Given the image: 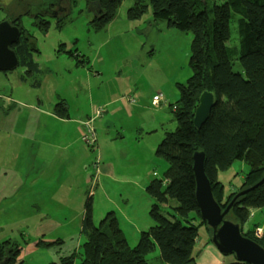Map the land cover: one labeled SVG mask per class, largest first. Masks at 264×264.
<instances>
[{"label":"rangeland","instance_id":"obj_1","mask_svg":"<svg viewBox=\"0 0 264 264\" xmlns=\"http://www.w3.org/2000/svg\"><path fill=\"white\" fill-rule=\"evenodd\" d=\"M12 1H0L11 15L28 2ZM86 1L68 0L60 23L46 15L39 26L32 11L23 16L21 24L37 49L38 73L28 77L22 67L0 72V95L15 104L8 119L0 114V243L22 249L16 264L57 263L78 251L88 197L94 225L113 212L129 246L136 245L128 218L151 220L146 187L166 166L155 149L177 126L169 105L178 99L177 84L191 75V33L154 21L149 6L129 20L133 0H122L98 28ZM5 17L0 9V21ZM160 94L163 100L154 102ZM82 133L95 139L86 143ZM249 169L236 161L218 171L222 202L239 189ZM254 212L242 226L252 240L251 225L261 217ZM195 225L194 264L235 263L217 252L199 220ZM146 258L148 264H162L157 247Z\"/></svg>","mask_w":264,"mask_h":264},{"label":"trees","instance_id":"obj_2","mask_svg":"<svg viewBox=\"0 0 264 264\" xmlns=\"http://www.w3.org/2000/svg\"><path fill=\"white\" fill-rule=\"evenodd\" d=\"M121 2L87 0L86 5L94 7L95 26L100 28L110 21ZM147 6L154 21L192 35L188 54L191 75L186 83L177 84L178 99L169 105L177 126L165 133L155 149V155L166 166L162 177L151 179L146 187L153 225L138 233L136 245L130 247L113 212L94 225L88 197L80 228L84 240L79 250L50 264H148L146 257L156 247L162 264H194L192 248L198 237L195 223H205L195 201L192 154L204 152L205 174L222 210L238 192L254 186L264 175V0H133L127 18H140ZM0 9L20 29L18 41L11 46L18 67L24 68L28 77L38 73L33 59L37 49L21 24L22 17L29 16L31 10L11 15L9 7L0 4ZM66 13L55 18L56 23ZM31 17L39 26L46 23L43 15ZM202 91L212 92L215 100L208 119L196 130L192 119ZM236 161L246 163L250 169L239 189L222 202L217 173ZM162 208L171 210L168 217L162 214ZM252 210L261 217L251 229L263 228L264 182L239 196L226 217L238 222L242 232V226L254 216ZM253 240L264 248V234ZM21 251L9 241L1 242L0 264H16Z\"/></svg>","mask_w":264,"mask_h":264},{"label":"water","instance_id":"obj_3","mask_svg":"<svg viewBox=\"0 0 264 264\" xmlns=\"http://www.w3.org/2000/svg\"><path fill=\"white\" fill-rule=\"evenodd\" d=\"M13 20L5 17L0 21V72L13 71L18 67V60L11 49L19 39L20 29L12 25ZM214 94L202 91L197 99L193 113V127L199 130L209 117L214 105ZM205 154L202 150L192 154V172L195 181V201L201 221L211 230L210 243L222 256L231 255L234 264H264V248L241 232L238 222L226 219L234 201L241 195L257 188L262 179L254 186L238 192L222 210L214 199L210 181L205 170ZM264 232V227L262 228Z\"/></svg>","mask_w":264,"mask_h":264},{"label":"flooded vegetation","instance_id":"obj_4","mask_svg":"<svg viewBox=\"0 0 264 264\" xmlns=\"http://www.w3.org/2000/svg\"><path fill=\"white\" fill-rule=\"evenodd\" d=\"M15 1L18 2L20 0H13L11 4H13ZM38 2V0H28V2L21 5V8L23 9L21 13L25 12L26 10H28V12L31 10L33 14H40L43 16L50 15L55 20V18H59L64 13H66L69 8L68 0H41V3H43L40 6ZM7 5L8 4H6V6ZM32 6L33 9H31ZM16 24H19V22H16ZM14 107L15 104L10 97L0 95V113L4 118H6L9 112L14 109Z\"/></svg>","mask_w":264,"mask_h":264},{"label":"built area","instance_id":"obj_5","mask_svg":"<svg viewBox=\"0 0 264 264\" xmlns=\"http://www.w3.org/2000/svg\"><path fill=\"white\" fill-rule=\"evenodd\" d=\"M161 100H163V97H162V95L160 94V95H158V96H156V95H154L153 96V101L154 102H156V103H158V102H160ZM95 117H93V118H90L89 119V122H90V125H91V122H92V119H94ZM88 129V128H87ZM86 129V130H87ZM86 130L83 132V133H85L86 132ZM82 133V137H81V139L84 141V142H89V140L90 139H95L94 138V135H89V134H86L85 136H84V134ZM94 134V133H93ZM94 142H95V140H94ZM93 141L90 143V145H91V147H93V143H94ZM252 215V214H251ZM254 231V236L256 237V238H260V237H262V235L264 234V232H263V229L262 228H256L255 230H253Z\"/></svg>","mask_w":264,"mask_h":264},{"label":"crops","instance_id":"obj_6","mask_svg":"<svg viewBox=\"0 0 264 264\" xmlns=\"http://www.w3.org/2000/svg\"><path fill=\"white\" fill-rule=\"evenodd\" d=\"M16 104L18 103V101L15 102ZM12 113V112H11ZM10 113V114H11ZM1 114V113H0ZM9 116V114H8ZM6 116V118L4 119H8L9 117ZM150 205V204H149ZM128 221L132 224V230L134 232V235L137 236L138 233L142 232V231H146L147 229H149L153 224H152V220H149L147 223H145V219H143L141 222L136 223L134 218H128ZM151 221V222H150ZM144 222V223H143ZM119 223V222H118ZM142 224V225H141ZM120 226V225H119ZM121 229V228H120ZM123 233V232H122ZM124 235V234H123Z\"/></svg>","mask_w":264,"mask_h":264}]
</instances>
